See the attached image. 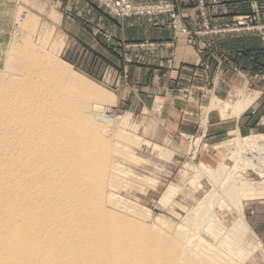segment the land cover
Segmentation results:
<instances>
[{"label": "rangeland", "instance_id": "1", "mask_svg": "<svg viewBox=\"0 0 264 264\" xmlns=\"http://www.w3.org/2000/svg\"><path fill=\"white\" fill-rule=\"evenodd\" d=\"M212 1L198 2L202 7L193 23L183 16L179 0H0V71L7 53L28 42L103 95L93 101L90 112L107 123L112 145L107 206L171 237L181 232L188 238L192 231L188 216L220 189L213 172L220 166L227 171L237 166L233 170L239 178L254 188L244 191L248 195L241 200L248 228L243 248L233 250L208 229L191 239L193 243L186 239L183 244L214 264H264V177L249 165L261 158L259 146L264 145V56L256 74L230 78L232 83L225 86L228 94L217 96L200 89L204 98L193 130L192 122L176 124L179 115L189 116L184 110L169 108L174 98L189 96L193 78L175 77L159 64L152 72L138 71L140 63L130 54L133 47L112 42L111 31L98 26L106 19L135 20L143 27L147 23L159 32L165 30L173 43L181 37L191 43L217 42L229 34L251 33L260 37L264 55V12L259 1L240 0L248 3L246 11L211 19L203 7ZM143 27L141 37H145ZM137 46L144 49L152 43L142 41ZM202 54L198 78L206 87H213L215 81L219 85L222 78L210 71L222 60L214 51ZM243 98L251 104L239 111ZM97 104L101 110L94 108ZM242 116H250L243 125L237 123ZM213 210L226 226L236 217L234 207L219 197Z\"/></svg>", "mask_w": 264, "mask_h": 264}, {"label": "bare ground", "instance_id": "2", "mask_svg": "<svg viewBox=\"0 0 264 264\" xmlns=\"http://www.w3.org/2000/svg\"><path fill=\"white\" fill-rule=\"evenodd\" d=\"M100 98L28 42L7 53L0 71V264H214L183 244L205 229L241 250L248 229L241 200L254 188L234 165L213 172L220 189L188 216V238L108 208L112 145L107 123L90 112ZM249 102L243 98L239 111ZM259 149L261 158L249 165L264 177V145ZM218 197L234 207L229 226L213 210Z\"/></svg>", "mask_w": 264, "mask_h": 264}, {"label": "crops", "instance_id": "3", "mask_svg": "<svg viewBox=\"0 0 264 264\" xmlns=\"http://www.w3.org/2000/svg\"><path fill=\"white\" fill-rule=\"evenodd\" d=\"M201 1L203 0H198L196 3L194 0V3H192V0H179V8L183 16L195 23L199 18L202 7L198 5V2ZM258 1L264 12V0ZM247 9L248 3L240 0H214L208 2L203 7L204 12L211 19L224 18L238 12H244ZM100 21L98 26L102 27L105 31H111L114 38L112 42L122 41L125 44L124 46L133 47L130 54L134 62L140 63L138 71L146 69L147 72H152L155 66L159 64L163 66L162 69L165 72L169 74L171 72L175 77L180 75L193 78V90L187 89L190 93L189 96L187 98H174L173 103L169 104V108L173 106L175 109L184 110L189 115H179L176 124L183 126L189 124L187 122H192L194 125L193 130H196L195 126L199 124L198 112H201L202 109L201 104L204 95L200 92L201 88L217 96L224 93L228 94L229 90L225 86L232 83L230 78H234L235 76L242 78L252 76L259 71L263 64V44L260 37L255 34H229V36L227 35L217 42H212L211 39H204L195 41L194 43H191L186 37H181L173 43L168 41L169 39H167L165 30L160 29L159 32L157 31L158 29L147 23L143 27L141 22H136L135 20H125L123 22L116 20L111 22L109 19H106L104 20L105 22L103 20ZM141 27L145 29V37H141V33L139 34V29H142ZM142 41H151L152 46L144 49L137 48V44ZM200 48L204 50L201 51ZM121 49L118 48L117 50ZM117 50L115 49V51ZM211 51L216 52L222 61L221 65H215L212 68L210 74L219 76L222 78V81L219 85H216L218 82L215 81L213 87H206L202 85L203 82L201 83V79L198 77L202 75L201 66H203L202 58L204 57L202 52L207 54ZM129 74L131 75V72ZM153 74L155 75V73ZM168 91L170 92L171 90ZM249 117L242 116L240 120H237V123L240 124L242 122L241 125H243V122ZM193 132L195 133L196 131Z\"/></svg>", "mask_w": 264, "mask_h": 264}, {"label": "built area", "instance_id": "4", "mask_svg": "<svg viewBox=\"0 0 264 264\" xmlns=\"http://www.w3.org/2000/svg\"><path fill=\"white\" fill-rule=\"evenodd\" d=\"M111 116L115 117L114 115H111Z\"/></svg>", "mask_w": 264, "mask_h": 264}]
</instances>
